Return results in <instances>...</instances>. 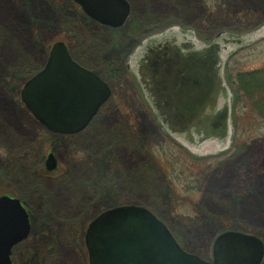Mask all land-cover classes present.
<instances>
[{
	"label": "rangeland",
	"instance_id": "1",
	"mask_svg": "<svg viewBox=\"0 0 264 264\" xmlns=\"http://www.w3.org/2000/svg\"><path fill=\"white\" fill-rule=\"evenodd\" d=\"M59 1L0 0V99L10 110L0 109V198L20 200L32 225L13 250L14 264H90L89 226L122 207L154 213L185 252L209 263L225 233L264 245L263 121L244 114L223 154L217 145L170 140L130 70L155 37L213 41L257 28L248 24L264 20V0H126L130 14L120 28L97 25L73 0H62V9ZM59 42L111 90L74 136L50 132L21 101ZM239 60L244 71L262 64L264 43Z\"/></svg>",
	"mask_w": 264,
	"mask_h": 264
},
{
	"label": "water",
	"instance_id": "2",
	"mask_svg": "<svg viewBox=\"0 0 264 264\" xmlns=\"http://www.w3.org/2000/svg\"><path fill=\"white\" fill-rule=\"evenodd\" d=\"M94 21L120 28L130 14L126 0H73ZM254 36H228L206 49L187 36L159 45L143 60L138 71L142 87L166 131L186 136L201 127L202 83L216 71L221 60L220 44L243 47ZM186 50L187 52H183ZM211 77V76H210ZM109 87L95 74L71 58L64 43L55 44L45 68L22 91V102L34 118L50 132L75 135L84 131L109 100ZM52 161V160H51ZM53 164V162H51ZM29 215L20 200L0 198V264H13L12 250L28 239ZM90 264H262L264 245L253 237L235 232L220 236L214 245V262L188 254L168 228L150 211L122 207L104 212L91 223L86 234Z\"/></svg>",
	"mask_w": 264,
	"mask_h": 264
},
{
	"label": "flooded vegetation",
	"instance_id": "3",
	"mask_svg": "<svg viewBox=\"0 0 264 264\" xmlns=\"http://www.w3.org/2000/svg\"><path fill=\"white\" fill-rule=\"evenodd\" d=\"M50 2H53V0H50ZM47 4L50 5L48 2ZM57 5H60L62 9V0L57 2ZM96 24L100 25L98 23ZM202 24L207 25L206 23ZM248 25L258 26L245 33H219L213 41L198 39V41L196 40L197 46L189 50V52H192L206 49L212 44L218 43L220 39L228 36L240 38L250 35L254 36L253 41L243 47L233 48L228 44L221 43V60L217 65V69L212 72L211 77L209 76L202 83L205 91L200 98L202 100V114L199 123L202 126L191 129V137H194L196 141L206 143V145L222 146L228 142L227 148L221 151V154L230 149L232 143H234L237 137V128L244 114L250 113L255 118L261 119L264 123V62L249 71L241 70L242 63L239 62L242 54L253 51L258 48L259 44L264 43V20ZM168 40L171 41L172 36L160 39L155 37L150 42L144 44L134 59V65L130 67L137 81L139 96L141 99L144 97L149 106V111H152L155 116L154 118L150 113V118L152 117L155 121L159 122L161 128H163V122L159 116L155 115L152 106L139 84L137 73L145 63L143 60L149 56L155 47L159 45L165 46ZM183 52L186 53L187 51L184 50ZM161 130L163 133L165 132L164 129ZM166 137L174 141H186L187 138L189 139V137L183 135L180 137L166 135ZM242 181L244 182L245 179H242ZM237 186L246 187L244 183H238Z\"/></svg>",
	"mask_w": 264,
	"mask_h": 264
},
{
	"label": "bare ground",
	"instance_id": "4",
	"mask_svg": "<svg viewBox=\"0 0 264 264\" xmlns=\"http://www.w3.org/2000/svg\"><path fill=\"white\" fill-rule=\"evenodd\" d=\"M47 64V63H46ZM0 109L4 110V111H7V112H10L8 106H7V103H5L3 100L0 99Z\"/></svg>",
	"mask_w": 264,
	"mask_h": 264
}]
</instances>
